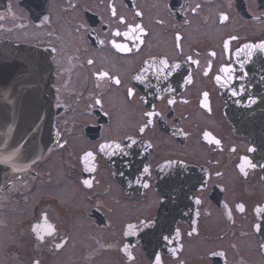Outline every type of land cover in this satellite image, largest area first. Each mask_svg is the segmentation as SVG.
<instances>
[{"label":"flooded vegetation","instance_id":"1","mask_svg":"<svg viewBox=\"0 0 264 264\" xmlns=\"http://www.w3.org/2000/svg\"><path fill=\"white\" fill-rule=\"evenodd\" d=\"M263 42L264 0H0L4 97L54 125L0 183V264H264L257 148L221 86Z\"/></svg>","mask_w":264,"mask_h":264},{"label":"water","instance_id":"2","mask_svg":"<svg viewBox=\"0 0 264 264\" xmlns=\"http://www.w3.org/2000/svg\"><path fill=\"white\" fill-rule=\"evenodd\" d=\"M261 44L245 48L239 53L234 68L226 69L222 73L221 86L223 96L229 103L226 115L239 135L248 137L252 144L258 146L256 166L264 174V63L253 58L254 55L260 59L264 57V51L258 47ZM0 50V97L3 98H0V183H2L12 172L26 169L44 154L51 143L54 125L50 113L51 102L48 101L46 105L37 104V111L29 118V111L23 108L25 104L22 101L15 104L6 100L4 86H8V75L4 68L6 62L2 59L8 58L13 52L9 48ZM232 75H237L235 83ZM24 119L27 120L26 130ZM258 215L260 225L256 230L264 241V209Z\"/></svg>","mask_w":264,"mask_h":264},{"label":"snow or ice","instance_id":"3","mask_svg":"<svg viewBox=\"0 0 264 264\" xmlns=\"http://www.w3.org/2000/svg\"><path fill=\"white\" fill-rule=\"evenodd\" d=\"M136 15H140V13H137ZM121 23H124V21L121 20ZM140 31H143V29L141 28ZM117 35H119V33H117ZM116 47L119 48L120 46H119V45H116ZM246 47H247V48H252L251 45H246ZM258 47H259L262 51H264V44H261V45H259ZM218 79H219V78H218ZM118 82H119V81H117V83H118ZM206 95H207V94H205V96H206ZM215 142H216L217 144L219 143V141H215ZM102 150H103V146H102ZM87 155H88V156H91L92 154H91V153H88ZM85 184H86L87 186H89V187L91 186L90 183H89L88 181H85ZM241 210H242V206H241Z\"/></svg>","mask_w":264,"mask_h":264},{"label":"bare ground","instance_id":"4","mask_svg":"<svg viewBox=\"0 0 264 264\" xmlns=\"http://www.w3.org/2000/svg\"><path fill=\"white\" fill-rule=\"evenodd\" d=\"M7 70V69H6ZM34 109V110H33ZM27 111H29L28 113H29V118L30 117H32L33 115H34V112L35 111H37V105L34 107V108H32V111L30 112V109L28 108L27 109ZM26 122H27V120L26 119H24V128H25V130H26ZM31 126H33V125H31Z\"/></svg>","mask_w":264,"mask_h":264},{"label":"rangeland","instance_id":"5","mask_svg":"<svg viewBox=\"0 0 264 264\" xmlns=\"http://www.w3.org/2000/svg\"><path fill=\"white\" fill-rule=\"evenodd\" d=\"M249 139V138H248ZM250 140V139H249ZM262 175H263V173H262ZM262 178H263V176H262ZM264 181V180H263ZM37 198H39L38 196H37Z\"/></svg>","mask_w":264,"mask_h":264}]
</instances>
